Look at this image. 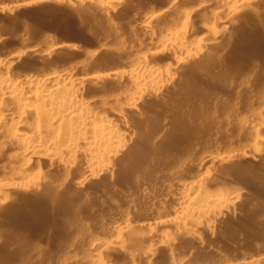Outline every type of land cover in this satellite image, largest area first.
I'll list each match as a JSON object with an SVG mask.
<instances>
[{
    "label": "rangeland",
    "instance_id": "obj_1",
    "mask_svg": "<svg viewBox=\"0 0 264 264\" xmlns=\"http://www.w3.org/2000/svg\"><path fill=\"white\" fill-rule=\"evenodd\" d=\"M105 1L0 0V56L23 55L11 72L43 66L102 76L81 92L102 114L135 102L124 112L129 140L107 172L91 176L79 163L62 178L60 167L31 156V169L47 180L36 190L5 186L18 182L8 177L27 162L12 157L0 134V264H211L222 257L238 264L264 257V0H235L233 8L221 0ZM177 10L186 15L175 20ZM183 27L193 38L184 59L161 37ZM145 60L157 72L169 69L170 82L131 94L128 71ZM208 171L211 180L202 183L209 194L241 186L235 209L210 232L206 221L184 224V215L199 209H185L175 194ZM94 240L105 245L85 257Z\"/></svg>",
    "mask_w": 264,
    "mask_h": 264
},
{
    "label": "bare ground",
    "instance_id": "obj_2",
    "mask_svg": "<svg viewBox=\"0 0 264 264\" xmlns=\"http://www.w3.org/2000/svg\"><path fill=\"white\" fill-rule=\"evenodd\" d=\"M114 1H116L117 3V0H113V2ZM174 1L175 2L173 5L178 6L177 5L178 0H174ZM113 2L112 0L111 2L109 0L107 4L110 5L109 3H113ZM220 3H223L224 5L229 4L232 8L237 4L235 0H221ZM224 5L222 6L224 7ZM174 14L177 17L175 20L179 19V17L181 18L182 16L186 15L185 13H181L178 10L175 11ZM148 23L151 24L150 21ZM145 25H147L148 27V24ZM162 33L163 36L161 37L164 38V42L166 41V44L169 47L166 48L172 51L173 50L176 51V53H179L180 56H182L183 54L182 59H184L183 58L184 55L189 53V51L188 52L186 51L187 48L185 49V47L191 39L193 41V38H191L189 31L183 27V29L181 28L166 29ZM194 35H192V37ZM50 41L51 43L54 44L56 43V38L50 36ZM197 44H194V46L196 45L194 49L192 48L193 52H195L196 54H198L199 52H201V50H203L201 44L198 45ZM15 50L18 49H14V51ZM19 50L15 52H19ZM51 50L53 51L55 49L51 48ZM170 50H167L168 52L166 51L167 53H169V55L170 53H172V51ZM20 54L21 53L19 54L13 53L12 51L11 54H6L5 56L3 55L4 57L0 56L1 57L0 58V134L3 136V139L5 137L8 139L7 142L3 141L4 144L8 143L12 146L10 147V150H12L11 148L14 149V151L12 150L13 151L12 157L15 160L23 159V161L27 162L26 164H24L23 167L22 166L19 167V170L13 171L12 172L13 174L12 173L10 174L11 175L10 178L8 177V179L12 181L15 179L18 180V182L21 181V183L12 182V183H7L5 186L7 188L12 186V188L24 187L25 189L26 188L35 189L45 180L41 170L38 169L37 171L36 170L33 171L31 169V164L29 160L31 156H35L36 159L43 161L45 164L48 165V167L49 166L57 167V168L60 167L63 173L62 178L64 176L68 177L69 174L73 171L74 166L79 163L85 164L84 168L86 167L88 173H90L91 176L92 175L95 176V174H98L100 172H107L110 161L113 160L114 157L118 156V154L125 148L129 140L130 134L128 135L127 133L124 132L125 130L124 112L128 109H133L135 107V102H130V103L126 102V105L122 104L124 105L122 109L113 110L112 112L110 111L111 112L110 114L107 112L105 114H102L98 112L99 110L97 111V109H95L94 106L90 105L89 99L87 100L88 101L87 102L85 101L84 98L81 97L82 96L81 92L83 91V89L86 86L89 85L95 86L94 84H98L97 82L100 81V79H102V76L99 77L98 75L97 77V75L94 74L79 75L80 73L78 74V72H75L74 68L73 69L66 68L67 70H64L65 68L60 69V68L48 67V66H47L48 68L45 67L42 68L43 66L39 68L40 66H38L39 69H35L33 71L31 69L30 70L31 72L28 70V72L25 71L27 73L21 74L19 72V75L18 73L17 75H15L11 71H13V66L16 60L18 61L17 58L19 56L23 57V55ZM180 56L178 58H180ZM239 58L240 56L239 57L236 56V58H233L234 60L233 62H238ZM146 60L143 61L144 64H146L145 63ZM140 65H142V63ZM146 65H143L141 67L138 66L139 68L133 69V71L130 70L131 72L128 71L129 72L128 76L131 79V83L129 82V84L131 85L133 84V87L129 85L130 86L129 90L131 94L134 95L137 93L139 94L140 91H143V89L145 90L148 86H151L155 89L159 88L161 84L163 85L162 82L163 78L165 81L168 80L169 78L171 79V76L169 77L170 75L169 69L165 70V72L163 71L162 73V72H157L155 67L153 68L151 66L149 67V65L147 66ZM114 73L116 72L114 71ZM107 74L106 76L110 75ZM126 75L127 73L125 74V76ZM106 76L104 75V77ZM114 76L116 77L117 75L112 74V76H109V78L111 79ZM170 79L168 82H170ZM102 108L104 109V105ZM29 120L31 123L28 122ZM260 123L261 122H259L258 125L264 127V121H262V124ZM165 126L164 129L167 131L170 127L167 126L166 129ZM258 127L260 128V126ZM257 128L256 129L253 128L254 130L253 133L257 134V132H259ZM209 171L203 173L201 178L200 177L198 178V180L201 179L200 182L197 183L192 182V184L195 183L196 184L192 185L190 188L187 189L184 188L183 186L177 188V190L175 191V194L179 195L177 197L180 198V200L183 203L182 206L184 205L183 207H185V209L195 207L196 208L195 212H197V209H199L198 213L192 211L195 214H197V216H194V214L187 216L184 215V217H188V220H190L188 221L187 219L183 218L185 219L184 221L187 220L184 224L190 222V224L188 223L187 224L193 225L192 222L197 220L199 221L201 220L204 222L206 221V227H207L206 231L214 227L213 226L214 221L224 212L235 209L237 200L240 197L238 194L240 193L241 195V192H239L241 186L239 187L238 185H235L234 188L232 187L233 189L220 188L221 190H218L214 194H209L210 191L208 190L209 192H207V190L205 189L206 187L205 183L204 184L202 183L204 181L207 182L211 180V174L209 173ZM141 191L145 196L149 197L150 200L152 201L158 200V197L155 195L153 191H152L153 193L144 189H142ZM185 214H189V213L185 212ZM178 223L179 222H177V225H180ZM184 224L181 223L180 228L183 227ZM158 225H162V223H158ZM137 226H139V228L141 227L140 225ZM136 228L137 227L135 226L125 227L126 230H131V229L135 230ZM142 228L143 227H141L140 230H142ZM185 230L184 233L187 232V234L189 235L192 234L189 230L188 231L190 233H188L186 228ZM166 238L167 237L165 236V242L170 245L171 243L170 237H168L167 239ZM119 241H121V238L120 240H118V243ZM103 243L104 241L102 242L96 240L95 242H93L91 245H88L87 248L84 249L83 255H85V257L91 258L94 254L98 252L99 248L103 246ZM160 243H164V241ZM166 245H164V248H166L165 247ZM104 247L106 248V246ZM154 249H155L154 245L153 246L149 245L148 251H146L149 253L148 256H150V254L154 252ZM166 249H168V247ZM170 253L169 255L172 258V255ZM182 259L173 258L171 261H173V264H186L185 261ZM263 261H264V257H261L257 261H253V262L244 261V262H239L238 264H263L264 263ZM94 264H107V263L104 261V259L100 258ZM211 264H232V263L228 258L222 257L218 260H215V262H212Z\"/></svg>",
    "mask_w": 264,
    "mask_h": 264
}]
</instances>
